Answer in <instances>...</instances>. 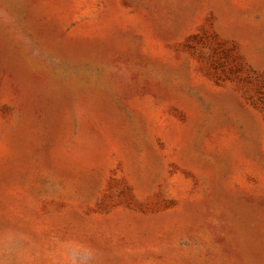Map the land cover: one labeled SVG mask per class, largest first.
<instances>
[{
  "label": "rangeland",
  "instance_id": "1",
  "mask_svg": "<svg viewBox=\"0 0 264 264\" xmlns=\"http://www.w3.org/2000/svg\"><path fill=\"white\" fill-rule=\"evenodd\" d=\"M264 264V0H0V264Z\"/></svg>",
  "mask_w": 264,
  "mask_h": 264
},
{
  "label": "clouds",
  "instance_id": "2",
  "mask_svg": "<svg viewBox=\"0 0 264 264\" xmlns=\"http://www.w3.org/2000/svg\"><path fill=\"white\" fill-rule=\"evenodd\" d=\"M59 264H97V253L80 241H63L59 249Z\"/></svg>",
  "mask_w": 264,
  "mask_h": 264
}]
</instances>
